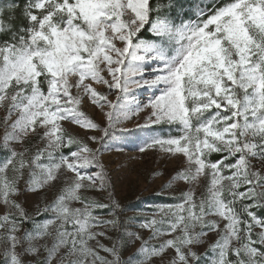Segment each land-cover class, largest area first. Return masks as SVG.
Instances as JSON below:
<instances>
[{
    "label": "snow or ice",
    "instance_id": "6c2138e0",
    "mask_svg": "<svg viewBox=\"0 0 264 264\" xmlns=\"http://www.w3.org/2000/svg\"><path fill=\"white\" fill-rule=\"evenodd\" d=\"M0 264H264V0H0Z\"/></svg>",
    "mask_w": 264,
    "mask_h": 264
},
{
    "label": "rangeland",
    "instance_id": "374dc122",
    "mask_svg": "<svg viewBox=\"0 0 264 264\" xmlns=\"http://www.w3.org/2000/svg\"><path fill=\"white\" fill-rule=\"evenodd\" d=\"M123 147L125 148V153L123 155L112 156L117 166L123 165L128 169L127 180L121 183L119 187L118 196L120 199L128 205L148 195L157 196L155 190L159 187L161 179L157 177L155 182H153V177L151 176V169L157 167L156 163L151 158L129 163L128 156L132 154L134 145L128 143L123 145ZM154 201L155 200L152 199L151 201H145V203L142 202L137 207H147ZM145 235H147V233H145Z\"/></svg>",
    "mask_w": 264,
    "mask_h": 264
},
{
    "label": "trees",
    "instance_id": "16d2710c",
    "mask_svg": "<svg viewBox=\"0 0 264 264\" xmlns=\"http://www.w3.org/2000/svg\"><path fill=\"white\" fill-rule=\"evenodd\" d=\"M157 200V196H152V195H148V196H146V197H144V198H140V200H138V201H133V202H131L130 204H128V206L130 207V208H136L139 204H141L142 202L143 203H145V201H151V200ZM138 203V204H137Z\"/></svg>",
    "mask_w": 264,
    "mask_h": 264
}]
</instances>
